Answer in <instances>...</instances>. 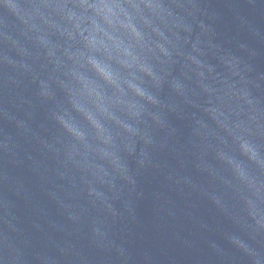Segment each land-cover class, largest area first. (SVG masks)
I'll list each match as a JSON object with an SVG mask.
<instances>
[{
	"label": "water",
	"instance_id": "water-1",
	"mask_svg": "<svg viewBox=\"0 0 264 264\" xmlns=\"http://www.w3.org/2000/svg\"><path fill=\"white\" fill-rule=\"evenodd\" d=\"M196 2L0 0V264H116Z\"/></svg>",
	"mask_w": 264,
	"mask_h": 264
},
{
	"label": "clouds",
	"instance_id": "clouds-1",
	"mask_svg": "<svg viewBox=\"0 0 264 264\" xmlns=\"http://www.w3.org/2000/svg\"><path fill=\"white\" fill-rule=\"evenodd\" d=\"M93 68L95 69V71L107 82L112 83V84H117V77L115 76V74L111 71V69L106 66L101 64L100 62L96 61V60H90L89 61ZM145 71H148L147 69H144ZM149 74H151L149 72ZM118 86V84H117ZM135 87V86H133ZM136 92L141 95L144 96L145 93L143 90H141L140 88L136 87L135 88ZM150 100L152 99V97H148ZM98 126V125H97ZM67 129L69 132H71L73 135L76 136H80L82 135L81 133H79V131L77 129H75L74 127L70 126V125H66ZM240 150L243 154L247 155L248 158L252 161H254L255 163H257L258 165H260L261 167H264V158H261V156L259 155L258 151L256 150V148L250 144L247 141H241L240 142ZM241 175H243L241 173Z\"/></svg>",
	"mask_w": 264,
	"mask_h": 264
}]
</instances>
